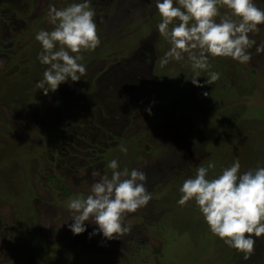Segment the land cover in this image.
Masks as SVG:
<instances>
[{"label": "rangeland", "instance_id": "rangeland-1", "mask_svg": "<svg viewBox=\"0 0 264 264\" xmlns=\"http://www.w3.org/2000/svg\"><path fill=\"white\" fill-rule=\"evenodd\" d=\"M71 2L0 0V264H264V234L238 251L193 201L177 203L183 180L209 161L210 178L234 159L242 172L264 167V51L254 45L247 64L210 58L220 77L206 85L202 72L196 87L188 65L159 64L169 45L154 0H92L100 44L83 53L86 73L45 95L34 36L51 30L50 4ZM258 28L249 37L261 45ZM113 158L145 173L150 201L126 214L124 238L88 241L95 225L73 235L66 202L87 194L92 171L110 176Z\"/></svg>", "mask_w": 264, "mask_h": 264}, {"label": "clouds", "instance_id": "clouds-1", "mask_svg": "<svg viewBox=\"0 0 264 264\" xmlns=\"http://www.w3.org/2000/svg\"><path fill=\"white\" fill-rule=\"evenodd\" d=\"M91 3L73 0L63 8L49 5L51 30L42 28L34 36L41 46L37 59L46 66L35 83L43 94L54 92L62 83L80 81L86 73L83 53L100 44ZM154 4L160 17L157 31L169 45L159 64L163 67L175 61L188 65L193 86H203L198 82L202 72L207 74L206 85L220 77L219 72L210 71V58L225 57L247 64L254 45L257 52L264 51V44L256 45L249 37L264 24V8L257 7L254 0H154ZM219 4L227 9L223 15ZM120 152L127 153V147L121 146ZM214 167L209 161L198 166L194 176L184 179L177 203L183 206L193 201L212 234L225 245L250 253L253 234H264V167L240 172V162L234 159L210 178L209 170ZM107 168L110 176L92 171L94 179L86 186L87 194L66 202L70 218L62 224L73 235L95 225L90 237L99 233L105 240L120 239L130 231L126 214L150 201L152 194L145 187L142 170L121 168L115 158L108 161Z\"/></svg>", "mask_w": 264, "mask_h": 264}, {"label": "trees", "instance_id": "trees-1", "mask_svg": "<svg viewBox=\"0 0 264 264\" xmlns=\"http://www.w3.org/2000/svg\"><path fill=\"white\" fill-rule=\"evenodd\" d=\"M240 172H242V170H240ZM95 236V235H94ZM96 236H98V235H96ZM121 237H125V235H122ZM87 239H88V241H91V240H93L94 239V237L93 236H87L86 237ZM93 238V239H92ZM130 237H128V239H129ZM93 242V241H92ZM192 248V247H191ZM206 250V249H205ZM202 252V251H201ZM247 256V258H250V255H246ZM255 256V255H254ZM252 258H254L253 256H251ZM194 260V259H193ZM193 260H189L188 262L190 263V264H193V263H196V261H194V262H192Z\"/></svg>", "mask_w": 264, "mask_h": 264}]
</instances>
